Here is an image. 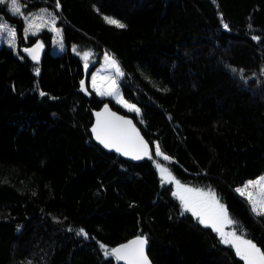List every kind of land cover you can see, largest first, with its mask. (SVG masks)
<instances>
[{
    "label": "trees",
    "instance_id": "obj_1",
    "mask_svg": "<svg viewBox=\"0 0 264 264\" xmlns=\"http://www.w3.org/2000/svg\"><path fill=\"white\" fill-rule=\"evenodd\" d=\"M19 2L56 16L66 48L54 54L45 32L34 61L24 46L38 37L25 43L22 31L21 55L0 47V264H123L105 249L140 235L153 264H244L162 182L156 143L171 173L215 190L264 251V215L237 191L264 174V0ZM74 45L113 55L139 113L89 88ZM105 104L135 120L151 158L95 142L94 110Z\"/></svg>",
    "mask_w": 264,
    "mask_h": 264
},
{
    "label": "snow or ice",
    "instance_id": "obj_2",
    "mask_svg": "<svg viewBox=\"0 0 264 264\" xmlns=\"http://www.w3.org/2000/svg\"><path fill=\"white\" fill-rule=\"evenodd\" d=\"M0 2H3V0H0ZM11 6L15 13H21L19 0H11ZM57 7H59V5H57ZM105 19L108 23L115 24L117 27H125L123 23H120L115 19L108 17H105ZM49 23L54 26L56 23V16H52ZM33 26V21L30 20L26 32H31ZM223 26L228 28L227 24H224ZM52 30L56 31L57 34L60 35L59 29L53 27ZM0 32H6L10 38L9 44L14 45L17 36L14 26H9L6 22L0 21ZM41 47V44H37L34 48L25 49V51L30 52L32 54V58L35 60L39 58L36 53L37 49ZM89 55L90 53L88 52L83 53L85 68L88 67L87 59ZM104 59L106 62V68L115 70V76L124 75V73L120 70L117 60L113 56L105 54ZM115 76L103 78L106 81L104 88L97 86V80L100 79V77L93 76V88H95L96 92L101 96H116L125 107L129 108L131 111L139 113L140 109L137 108L135 104H130L123 100V97L119 92V84L117 83ZM83 84L84 82L81 81L82 87ZM41 95H44V93H41ZM107 111L108 108L107 105H105V112ZM100 115L101 113H97L98 117ZM113 117V120L105 121L103 123L99 119L97 120L96 127L92 129L95 133L96 139L103 143L105 147L115 148L116 151L121 152L124 155H130L134 159L139 160L145 156L151 158L148 143L140 136L139 132L132 124V121L114 116V114ZM155 152L157 156L163 155L159 143H156L155 145ZM164 159L167 160L169 157L164 156ZM160 171L162 174V182L175 183L176 191L173 195L182 202L185 211H190L201 224L214 229L218 233L221 242L233 247L237 256L240 257L244 264H264V251H262V249L258 247L252 239L245 238L242 226H239L238 229H234L232 231L224 230L226 225H238L239 222L230 216L228 209L220 203L214 191L211 189L205 191L201 188L189 187L173 177L168 169H161ZM165 173H167V176H164ZM250 187H256L259 190L257 198H254L251 193L247 192V189ZM237 191L240 192L241 195L247 196L254 212L258 215H264V177H260L256 181H249L245 184L244 188H238ZM237 231L241 234L238 235ZM77 234L87 236L84 229H79ZM146 243L147 239L143 237V235H140L118 247L110 250L106 248L104 255H112L117 261H124L125 264H150L145 251Z\"/></svg>",
    "mask_w": 264,
    "mask_h": 264
},
{
    "label": "rangeland",
    "instance_id": "obj_3",
    "mask_svg": "<svg viewBox=\"0 0 264 264\" xmlns=\"http://www.w3.org/2000/svg\"><path fill=\"white\" fill-rule=\"evenodd\" d=\"M19 4L21 6V13L17 14L12 9L11 0H3V2H0V5H6L5 9L13 17L11 19L8 18L6 13L2 11L0 13V21L6 22L9 26H14L16 29V32H17V36H16V40H15L14 45L9 44L10 38L8 37L6 32H0V47L6 45V46L14 49L16 51V53L21 55L20 44H19V31H22V33L25 37V43L30 42V37H33V36L38 37V40L32 46H30V47L24 46V48L25 49H31V48H34L37 44H41L42 47L37 49V53H36L39 58L34 60L32 58V54L30 52L24 51V53L28 54L29 57L31 59H33L34 61H40L43 57L45 50H46V41H45L44 37H42L41 35L45 32H51V34H52L51 38H52V42H53L52 46H51V51L54 54H59V53L63 52L64 49L66 48V44L64 43L63 39L61 40L62 30L56 23L54 26L51 23H49V21L53 15L46 8H41V9H38L36 11H26L24 9L25 5L21 4L20 2H19ZM108 18H111V17H108ZM30 20L33 21L34 26L31 30V32H26V30L28 29V23ZM53 27L60 30V35H58L56 31L52 30ZM32 33H35V34H32ZM71 50L75 55H77L81 58V60L83 61L84 67H85V59H84L83 53L84 52L90 53V55L87 59L88 67L86 68V70L90 71V74L88 77L89 88L94 93H96L98 96H100L102 98H110L116 104L121 106L122 108H124L128 111H131L129 108L125 107L124 104L122 102H120V100L116 96H101L96 92L95 88H93V83H92L93 76L100 77V79L97 80V86L101 87V88H104L105 84H106V81L103 79L104 77L115 76V70L106 68V62L104 59L105 54H108L110 56H113V55L107 51L100 54L98 51L93 50V49H84L83 50V49L78 48V46H75V45L71 47ZM120 70H121V68H120ZM115 78H116L117 83L119 84V92H120L121 96L123 97V100L126 101V99L124 98L123 93H122V86H121L122 76H115ZM128 103H130V102H128ZM132 112H134V111H132ZM161 159H164V155L157 156L156 166H157L158 172L160 174V177L162 179V174H161L160 170L161 169H168V167L165 165V163H163L161 161ZM164 176H167V173H165ZM172 176L175 177L173 174H172ZM260 177H264V174L258 176L257 178L246 180L245 183L242 184L241 186H239L238 188H244L245 184H247L249 181H256ZM166 184L172 185L173 193L176 191V186H175L174 182L166 183ZM182 184H184V183H182ZM185 185H187L189 187H194V188H201V187H195V186L188 185V184H185ZM201 189L208 191L210 188H201ZM211 190L215 192V190H213V189H211ZM258 191L259 190L256 187H250L247 189V192L251 193L254 198H257ZM215 194H216V197L219 199L220 203L223 204L228 209L226 203L219 197V195L216 192H215ZM244 196L247 197L246 195H244ZM182 206H183V204H182ZM228 212H229V210H228ZM229 214H230V212H229ZM230 216H231V214H230ZM235 228H236V225H226L224 230L225 231H232Z\"/></svg>",
    "mask_w": 264,
    "mask_h": 264
},
{
    "label": "water",
    "instance_id": "obj_4",
    "mask_svg": "<svg viewBox=\"0 0 264 264\" xmlns=\"http://www.w3.org/2000/svg\"><path fill=\"white\" fill-rule=\"evenodd\" d=\"M87 77H88V73H86V77L84 79V84H83V87H82V90L83 91H87ZM105 105H107V108H108V111L105 112ZM104 106H102L100 109H97V110H94V121H93V124H92V127H91V131L94 127H96L97 125V120L99 119L102 123L105 122V121H111L114 119L113 117V114L114 116H118V117H122L123 119L125 120H131L132 121V124L135 126L136 130L139 132L140 136L143 137V139L148 143V146H149V151H150V154L152 156V153H153V145L145 138V136L143 135L141 129L139 128V126L136 124L135 120L131 117V116H128L126 114H123L117 110H115L114 108H112V106L110 104H105ZM97 113H101V115L98 117L97 116ZM92 135H93V138L95 140V142L97 144H99L104 150L108 151V152H115V153H118L119 155L123 156L124 158H126L127 160L129 161H132V162H141L145 159H148L149 157L145 156L143 157L142 159H134L132 156L130 155H124L123 153L121 152H118L115 150V148H108V147H105V145L103 143H101L99 140L96 139V136H95V133L92 131ZM137 236H134L133 238L129 239L128 241H125L115 247H118L122 244H125L133 239H135ZM144 237V236H143ZM114 247V248H115ZM146 254L148 256V259L150 261V264H153L151 258H150V255H149V242L147 240V243H146ZM114 257V256H113ZM115 258V257H114ZM121 263L125 264L124 261H120Z\"/></svg>",
    "mask_w": 264,
    "mask_h": 264
}]
</instances>
